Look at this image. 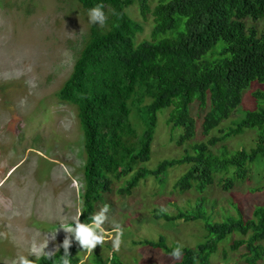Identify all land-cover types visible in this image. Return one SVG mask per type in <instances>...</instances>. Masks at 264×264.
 Listing matches in <instances>:
<instances>
[{"label": "trees", "instance_id": "1", "mask_svg": "<svg viewBox=\"0 0 264 264\" xmlns=\"http://www.w3.org/2000/svg\"><path fill=\"white\" fill-rule=\"evenodd\" d=\"M78 2L86 11L102 4L107 17L104 26L93 27L57 93L76 107L83 131L86 158L81 221H90L103 195L113 192L116 180L129 176L118 189L127 196L148 175L161 179L170 168L186 165L174 187L195 192V204L177 213L158 211L154 216L172 222L201 220L208 234L194 247L180 246L182 255L175 264H211L217 243L234 234L241 238L235 239L231 248L236 251L245 246L247 264H264V205L256 206L250 218L239 214L215 220L208 213L206 195L216 183L229 191L251 179L253 167L259 170L264 166V90L254 93L255 108L220 128L240 108L243 91L256 80L264 82V32L246 23L248 17L264 20V0ZM134 4L139 5L143 17L152 14L153 40L137 41L143 25L128 12ZM195 106L197 116L193 114ZM164 108H170L167 123L184 151L153 169L139 166L152 156L158 111ZM200 112L204 116L199 130ZM247 128L257 129L254 146L228 149L227 139ZM215 129L221 134L200 139ZM136 243L164 249L168 254L179 246L167 244L164 236ZM84 253L73 241L69 264H80ZM61 254L62 247L54 260ZM93 263L124 264L114 253L111 258L99 255ZM31 264L53 261L42 255Z\"/></svg>", "mask_w": 264, "mask_h": 264}, {"label": "rangeland", "instance_id": "2", "mask_svg": "<svg viewBox=\"0 0 264 264\" xmlns=\"http://www.w3.org/2000/svg\"><path fill=\"white\" fill-rule=\"evenodd\" d=\"M128 12L143 25L137 41L153 40L152 14L143 17L138 4L130 6ZM246 23L264 32L263 18L248 17ZM94 26L78 0H0V264H18L21 255L32 262L42 256L40 250L46 244L45 251L55 250L65 232L58 228L55 240H51L48 229L59 222L67 224L81 213L86 158L83 131L76 107L61 100L57 93ZM258 90H264V82L256 80L243 91L240 108L220 128L230 126L245 110L255 108L254 93ZM169 110L158 111L152 156L139 166L153 169L164 159L183 153L176 133L167 123ZM197 112L195 106L193 114L197 116ZM203 116L200 112L199 130ZM220 134L215 129L210 136H198L206 139ZM256 134V128H247L230 136L225 145L231 151L251 149ZM218 147L220 143L213 150ZM222 152L221 148L219 154ZM261 167H253L251 179L229 191L217 183L208 190V213L213 219L239 214L250 218L256 206L264 205ZM186 168H170L161 179L148 175L127 196L118 189L129 176L116 180L113 192L105 193L97 207V212L108 208L104 243L96 246L98 253L95 248L84 251L83 264H94L93 258L99 255L111 258L113 253L124 264H175L177 259L164 249L136 242L160 236L167 244L182 247L204 242L208 233L201 220L172 222L154 216L158 211L177 213L195 204V192H181L174 187ZM117 233L120 246L113 251ZM238 238L241 236L234 234L219 241L210 257L211 264H247L243 256L246 247L236 251L231 248Z\"/></svg>", "mask_w": 264, "mask_h": 264}, {"label": "clouds", "instance_id": "3", "mask_svg": "<svg viewBox=\"0 0 264 264\" xmlns=\"http://www.w3.org/2000/svg\"><path fill=\"white\" fill-rule=\"evenodd\" d=\"M88 22L93 25L104 26L106 22V14L103 9L102 4H98L87 11ZM108 211L107 206L100 209L98 212L94 213L90 217V221L88 223H84L81 221L80 216H75L71 219V221L67 224L56 223L51 229H48L49 236L51 240H55V235L58 231V228L63 229L65 232V236L60 245H58L55 250L45 251L46 245L40 250L44 259L53 261V264H69V247L73 243V241L78 242L81 248L84 251H92L98 244L103 245L104 240V230L103 225L107 219L106 213ZM114 227L119 228V225H114ZM48 243V242H47ZM120 246V238L119 233H117L116 238L112 241L113 251H118ZM60 247L63 248V254H61L58 261L54 260L55 252ZM33 255H35V250L33 251ZM169 255L173 259H178L182 255V249L180 246L173 247ZM18 264H31V260L23 255L19 257ZM83 264V261H81Z\"/></svg>", "mask_w": 264, "mask_h": 264}]
</instances>
